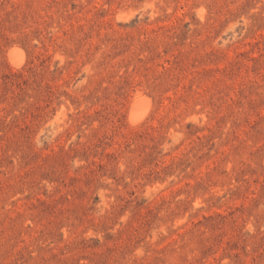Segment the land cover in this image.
<instances>
[{"label":"rangeland","instance_id":"obj_1","mask_svg":"<svg viewBox=\"0 0 264 264\" xmlns=\"http://www.w3.org/2000/svg\"><path fill=\"white\" fill-rule=\"evenodd\" d=\"M0 264H264V0H0Z\"/></svg>","mask_w":264,"mask_h":264},{"label":"bare ground","instance_id":"obj_2","mask_svg":"<svg viewBox=\"0 0 264 264\" xmlns=\"http://www.w3.org/2000/svg\"><path fill=\"white\" fill-rule=\"evenodd\" d=\"M14 51H16V50L14 49ZM20 52H21V50H20ZM22 54H23V52H22ZM22 54L21 53L18 54V52H17V54H14V55L12 54V56H10V57H12V59H13L15 64L20 65L21 63H23V55ZM140 99H136L134 101L133 107H131L132 111H131V114H130V116H131L130 119L132 121L131 120L130 121L133 122V123H137L140 119H142V113H144V112L140 113L141 106L145 104V103L144 104H140V102L142 101V99H141V101H140ZM142 109H144V108H142Z\"/></svg>","mask_w":264,"mask_h":264}]
</instances>
